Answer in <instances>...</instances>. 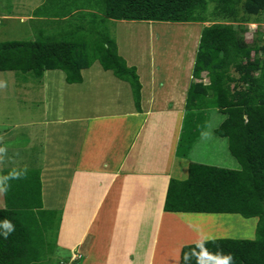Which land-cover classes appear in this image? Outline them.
<instances>
[{
	"label": "trees",
	"instance_id": "trees-1",
	"mask_svg": "<svg viewBox=\"0 0 264 264\" xmlns=\"http://www.w3.org/2000/svg\"><path fill=\"white\" fill-rule=\"evenodd\" d=\"M32 14L55 27L58 36L42 32L34 40L0 42V71L40 79L45 71L61 70L67 84H79L82 72L98 62L130 85L138 111L140 76L118 53L108 22H210L200 30L188 75L181 143L197 137L196 113L213 106L225 116L214 133L227 139L240 168L189 163L186 178H169L163 210L258 219L254 239L184 245L178 264H264V0H45ZM249 23L257 28L251 42L245 35ZM1 172L0 264H41L52 251L44 248L56 244L46 234L58 229L57 209L43 205L40 170Z\"/></svg>",
	"mask_w": 264,
	"mask_h": 264
},
{
	"label": "rangeland",
	"instance_id": "rangeland-1",
	"mask_svg": "<svg viewBox=\"0 0 264 264\" xmlns=\"http://www.w3.org/2000/svg\"><path fill=\"white\" fill-rule=\"evenodd\" d=\"M44 1L0 0V42L34 40L40 33L42 35V32L58 36L55 27L43 23L42 17H35L32 14ZM262 19L264 21V16ZM72 23H75V19H72ZM209 24L210 22L202 24L125 20L108 22L107 33L115 41L118 53L127 65L136 67L140 76L142 109L147 105V99L151 100L154 95H157V99L154 98V104L151 102L153 108H158V111L170 109L167 105L170 107L173 105V109L178 110L175 105L178 103L179 106L180 101H184L185 105L184 87L187 81L190 82L188 74L192 70L200 30ZM260 25L264 27V22ZM256 30V24L247 25L246 41L251 42L257 37ZM82 76L84 82L67 84L61 70L45 71L40 79L16 71H0V208H4L5 205L1 171L12 168L38 169L42 180L43 205L45 208L57 209V217H60L58 229L64 233L61 240L65 246L62 244L53 246L50 243L44 248L45 251L52 250L50 256H45L41 264H118L114 258L117 255L131 262L128 264H148L149 261L150 264H178L180 250L184 245L215 238H255L257 217L244 218L238 214L176 213L171 214L174 215L175 233L167 231L164 241L163 237H160L154 243L152 236L155 230L146 231V235L134 242L135 248L139 250L138 255L133 252L124 254L126 241L127 245L131 241L129 235L131 230H127L129 228L124 222L111 231L108 239L97 237L96 240L94 236L92 242L94 247L91 248L89 255H85V249L89 246L93 234L97 233L90 228L91 222L87 228L89 215L104 188L93 184V178L86 173L85 178H81L82 174L79 175L77 171L79 168L86 170L100 168L108 157L116 163L117 157L122 160L123 154L121 147L114 150L109 147L104 149L103 154H97L93 163L74 161L77 146L74 140L78 137L80 129L75 118L79 115L96 116L98 113H101L100 116L123 114L136 110V107L130 85L119 80L111 72L104 71L98 62H94L89 69L83 71ZM160 93L165 96L158 95ZM174 95L176 96L171 98ZM202 112L198 135L192 142L193 146L188 151L187 159L179 155L176 159L173 158L175 137L173 133L163 131L162 127L156 124L167 121L174 124L172 116L154 113L148 118L145 126L148 129L151 126L152 138L151 133L143 130V137L135 140V150L129 153L128 158L124 157L121 169L125 171L129 165L144 171L145 174L150 172V177L170 174L169 178L179 180L186 178V166L189 161L238 170L240 166L228 150L227 139L213 132L224 116L213 106ZM196 114L200 117L202 113ZM119 120L130 124L136 119ZM100 121L104 124L93 125L92 128L97 130L113 127V133H116L112 135L113 138H119L120 134L127 132L125 127L121 130L118 122L112 119L108 122ZM158 132L164 134L161 139ZM100 134L101 141L109 140L108 130L107 132L100 130ZM125 139L132 142V137L128 135ZM88 146L93 148V145ZM94 164L96 166H92ZM109 189L105 199L106 203L111 204L114 192L112 187ZM74 210L75 213L76 210L77 213H81L78 214L79 220L75 225ZM166 217L165 221L170 215ZM99 227L101 226L97 224V229ZM164 227L165 223L162 229ZM168 227L169 225L167 229ZM58 229H47L48 240L55 237L56 241ZM91 230L94 233H91ZM82 235H84L82 255L76 259V256L72 255L76 250L72 248V251L70 246ZM104 242H107L106 257L101 255ZM131 246L133 247V244ZM95 247L97 249L94 251ZM111 247H116L117 255L112 253Z\"/></svg>",
	"mask_w": 264,
	"mask_h": 264
},
{
	"label": "crops",
	"instance_id": "crops-1",
	"mask_svg": "<svg viewBox=\"0 0 264 264\" xmlns=\"http://www.w3.org/2000/svg\"><path fill=\"white\" fill-rule=\"evenodd\" d=\"M188 75H190V73ZM188 84L189 82L187 81V84L184 87V89L187 90ZM158 95L165 96V95H161V93ZM156 96L157 95H154V97H152L151 100L149 101L147 99V105L144 107V109L141 108V111L131 110L123 114L113 113V114H108L107 116H100L101 113H98L96 114V116H94V114H91L84 117L80 115L77 116L76 118L74 117L80 126L79 135L74 140V142H76L75 145H77L75 147L76 155L74 161L78 160L81 163L83 162L93 163L96 161L95 160L96 155L103 154L104 149L106 150L109 147L110 148L112 147L113 150L121 147V151L123 154L122 160L118 156L116 163L112 161L110 157H108L107 161L103 162L100 168L87 169V170L86 168H79V170L77 171L79 175L82 174L80 176L81 178L84 179L86 173L87 176L93 178V184H95L99 188H104L103 189L104 192L99 197L98 201L95 204V207H93V211L89 215V223L87 228L89 227V224L91 222L90 228L97 231V233H94V231L91 230V233L94 234L92 240H90L89 246L85 249L86 252L85 255H89L91 248L94 247V245L92 246L94 236L96 240L98 239L97 237H100L99 239L103 237V240L108 239V236H110L111 231L115 230L118 226L123 224V222L125 223L124 224L125 226H128L129 229L127 230H131L129 232L131 241L129 242L128 245L126 241L124 254L133 252L134 254L138 255L139 250L135 248L136 246L134 245V242L138 240L141 236L146 235V233L149 231L155 230V234L154 236H152V242L154 243H156L158 241L157 239H159L160 237H163V241H164L167 237V231H169L172 234L175 233V228L173 227L174 215L171 214H176V213L165 212L163 210V203H164V198H165L170 174H168V176H166L167 175L166 174L158 177H150L149 174L150 172L148 174H145L144 171L142 172V170L140 171L129 165L126 166L125 171L121 169L124 157L128 158L129 153L130 152L133 153V151L135 150L134 148L136 145L135 140L136 139L138 140L143 137L142 131L147 130L148 134L150 133L152 134L151 135L152 138L153 132L151 131L152 130L151 126L149 129L146 128L145 126H146V122L148 121V118L154 113H160V115L172 116V121L174 122V124L169 123L168 121L167 123L157 122L156 124L161 126L163 131L165 130L166 132L173 133V136L175 137L174 145L172 148L173 158L176 159L177 155H179L180 157L187 159L186 157L188 151L193 146L192 145L193 141L190 143H186L185 145L181 143V137L185 130L184 101H180L179 106L178 103L176 105L174 104L175 106H177L176 108L178 110H174L173 105H171V107L167 105V108L170 109H166V110L163 109L162 111H158L159 110L158 108H153V104H154L153 100L154 98L157 99ZM175 96L176 95L172 96L171 98ZM142 99L143 96L141 95V101ZM151 101L153 102V104ZM96 112L98 111L96 110ZM198 114H201V112ZM202 116H203V112L199 118H201ZM122 118H135L136 120L129 124L128 122L123 123L122 120H119ZM88 119H95V120H88ZM109 119L114 120V122H118L119 128H121V130L122 127H125L127 129V132L126 133L123 132L122 134H120L119 131L120 137L113 138L112 135H116V133H113L112 130L113 127H110L109 129L103 127V128H98L97 130L92 128L93 125L104 124L100 120H104L108 122ZM198 121L200 123V119ZM170 124L172 127L170 126ZM168 127L172 129H169ZM100 130L106 132L108 130L109 133L108 141L107 140L101 141L102 135L100 134ZM126 135L132 137L131 143L125 139ZM158 135L160 139L164 136V134L159 132ZM88 145H93V148H90ZM191 162L189 161L188 164ZM96 164L92 166H96ZM110 187L113 188V192H114L113 202L111 204L106 203L107 199H105L107 198L108 189ZM110 192H112V190H110ZM74 208H76V206H74ZM78 214L80 215L81 213H77V210L75 213L74 210L73 215L76 216L74 217L73 225L78 223L79 220ZM166 214L170 215V218L167 221H165L167 219ZM123 215H128V216L122 217ZM163 223H165V227L162 229ZM97 224L101 226L98 229H97ZM167 225H169L168 229H167ZM153 227H156V229H154ZM58 232L55 243L63 245L61 238L64 237V233L63 231L62 232L60 231L59 233ZM83 237L84 235H82L81 238H79L77 241L74 242L72 246H70L71 250L72 248H74L73 250H76V252L72 254L76 256L75 257L76 259H78L77 257L79 256L81 257L82 255L81 247L84 239ZM104 243H103L104 247L101 251V255H104L106 257L107 249L105 246L107 242ZM131 244H133V247L131 246ZM96 249L97 248L95 247L94 251ZM110 250L114 255H117L116 247L113 248L111 247ZM114 258L116 259V262L118 264L131 263L128 262L126 258L123 259V257H118V255ZM148 264H150V261L148 262Z\"/></svg>",
	"mask_w": 264,
	"mask_h": 264
},
{
	"label": "bare ground",
	"instance_id": "bare-ground-1",
	"mask_svg": "<svg viewBox=\"0 0 264 264\" xmlns=\"http://www.w3.org/2000/svg\"><path fill=\"white\" fill-rule=\"evenodd\" d=\"M208 233H209V232H207V234H208ZM210 233L212 234V232H211V231H210ZM210 233H209V234H210ZM214 234H215V233H213V235H214ZM217 234H219V233H217ZM204 235H205V234H204ZM207 237H208V236H207Z\"/></svg>",
	"mask_w": 264,
	"mask_h": 264
}]
</instances>
